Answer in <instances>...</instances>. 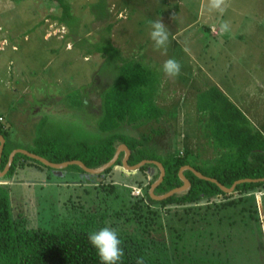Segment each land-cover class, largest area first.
Returning <instances> with one entry per match:
<instances>
[{"label":"rangeland","instance_id":"1","mask_svg":"<svg viewBox=\"0 0 264 264\" xmlns=\"http://www.w3.org/2000/svg\"><path fill=\"white\" fill-rule=\"evenodd\" d=\"M66 1L75 17L72 27L52 19L62 16L55 2L0 0V78L5 80L0 89L8 92L0 98V115L12 125L7 131L10 147L31 151L40 127L51 124L76 140L96 138L92 114L79 109L86 98L97 106L102 91L114 84L116 63L93 51L109 41L122 57L140 63L153 77L154 102L162 118L158 125L133 130L137 136L151 135L150 154L181 155L186 148L189 163L194 153L202 167L229 159L233 151L223 147L226 142L216 145L218 125L210 118L216 88L255 129H264V0H225L222 13L211 10L209 0ZM158 19L169 32L167 55L155 50L149 37V22ZM224 22L227 32L221 31ZM7 56L11 63L5 66ZM170 57L182 65L177 78L162 72ZM29 82L27 93L21 94L22 85ZM10 87L18 92L9 93ZM91 88L97 91L91 93ZM5 123H0L3 128ZM28 162L19 160L24 168L16 169L18 174L10 179L0 177V183L8 187L13 215L29 226L73 225L101 210L102 195H96L90 174L35 164L37 169ZM146 172L148 177L153 174ZM140 175L115 166L104 180L128 203L139 195L132 180H140ZM263 192L264 188L255 192L256 209L249 202L254 197L250 193L178 206L153 205L157 218L148 236L167 246L160 255L173 264H264ZM242 198L250 206H226Z\"/></svg>","mask_w":264,"mask_h":264},{"label":"trees","instance_id":"2","mask_svg":"<svg viewBox=\"0 0 264 264\" xmlns=\"http://www.w3.org/2000/svg\"><path fill=\"white\" fill-rule=\"evenodd\" d=\"M49 1L55 2L62 9V16L58 20L51 17L53 20L70 27L72 21L76 23L66 0ZM107 41L108 39L104 43ZM106 45L105 48L93 51L99 53L102 59L108 58L116 63L114 84L107 91H102L97 106L88 102L86 98L83 108L79 109L82 110V114H92L96 138L92 142L85 139L76 140L65 133L64 129L51 128L50 123L46 129L45 125L40 127L33 142L34 147L31 151L28 150L29 152L52 163L79 160L86 167L95 169L107 163L113 157L116 147L124 144L130 151L127 163L129 166L143 160H154L164 167L163 181L154 190V194L158 196L182 185L178 171L180 167L186 165L192 166L196 171L215 179L227 188L240 179L264 178V134L255 129L218 88L215 89L217 98L213 97L211 106L215 111L211 112L210 118L218 125L214 129L216 145L226 142L223 147L233 151L228 154L229 159H218L209 164V167H202L194 161L195 156L191 158L193 162L189 163L186 159V148L181 155L170 156L168 152L166 155L150 154V148L153 147L148 146L151 135L143 133L137 136L133 130L148 123L152 125L158 123L162 118L160 108L154 102L155 91L151 82L153 77L140 63L122 57L120 51L113 47L110 41ZM96 90L97 88L95 90L91 88L90 92ZM0 134L7 139L0 160L2 171L10 152L16 147L9 146L11 142L9 134L7 130H3L1 124ZM188 153L191 154L190 151ZM121 155L111 168L98 175H89L92 187L97 188L96 195H102L101 210L96 214H85L82 220L76 221L73 225L63 223L50 228L29 226L24 219L13 215L8 187L0 184V264H99L96 251L88 242V234L105 226L116 229L118 238L122 241L124 256L118 264H136L137 258H142L143 264H165L167 260L160 255V251L166 250L167 246L148 236L149 227L157 218V211L151 209V206L161 208L185 205L220 195L226 196L215 184L198 179L190 171H184L183 175L191 183L190 188L163 201H155L149 196V188L158 177L154 171L158 174L159 171L154 165L146 164L139 170L144 176V181L137 186L142 188L140 198L134 197L133 201L124 203L123 195L115 191L113 184L108 185L104 180V176L111 174L115 166H120ZM19 160L29 161L28 163L37 169L39 167L35 164L42 165L18 153L3 178L10 179L12 175L18 174L16 169L24 168L23 163L20 166L17 164ZM67 168L83 172L78 166ZM147 170L153 173L151 177H148ZM99 178L102 182L96 181ZM260 188H264V182L243 183L236 186L234 192L246 194ZM127 192V196L130 197L129 188ZM108 196H112L113 201H110ZM240 201L246 202L244 199L238 200ZM249 202H252L256 209L254 199ZM231 203L233 202H228L230 205Z\"/></svg>","mask_w":264,"mask_h":264},{"label":"water","instance_id":"3","mask_svg":"<svg viewBox=\"0 0 264 264\" xmlns=\"http://www.w3.org/2000/svg\"><path fill=\"white\" fill-rule=\"evenodd\" d=\"M4 142H5V140H4L3 136L0 134V160H1V155H2ZM121 152H124V157H123V159L121 161L122 168L124 170H126V171H129V172L137 171V169H139L140 167H143L146 164L154 165V166H156L158 168L159 177H158V179L156 181H154L151 184V186L149 188V196L155 201H163V200H165V199H167V198H169V197H171V196H173L175 194H180V193L186 192L190 188V182L183 175V172L185 170L191 171L197 178H199L201 180H204V181H207V182L215 184L225 194L233 193V191L235 190L236 186H238L240 184H243V183L264 182V178H262V179H240V180L235 181L231 185V187L227 188V187L223 186L222 184H220L215 179L206 177L203 174H201L200 172L196 171L191 166L186 165V166L180 167V169L178 171V177L181 180L182 185L180 187H176V188L168 191L167 193H165L163 195H159L158 196V195L154 194V190L163 181V178L165 176L164 167L162 166L161 163H159L157 161H154V160H143V161L139 162L138 164H135L133 166H129L127 164V161H128L129 155H130V151L124 144H120V145H118L116 147V150H115V153H114L113 157L107 163H105L104 165L100 166L99 168H95V169H91V168L86 167L79 160H71V161H66V162H63V163L56 164V163H52V162L46 160L43 157H40V156L36 155L34 153H31L29 151L21 150V149H15L9 154L7 164H6L5 168H4V170L0 171V174H1L0 176L3 177L5 172L9 170V168H10V166L12 164L14 156L16 154H18V153L23 154V155H25L26 157H28L30 159L38 161L42 165H45L46 167H49V168H52V169H62V168H67L68 166H73L74 165V166H78L83 172H86V173L91 174V175H98V174L103 173L106 169L111 168L115 164L117 159L119 158Z\"/></svg>","mask_w":264,"mask_h":264},{"label":"clouds","instance_id":"4","mask_svg":"<svg viewBox=\"0 0 264 264\" xmlns=\"http://www.w3.org/2000/svg\"><path fill=\"white\" fill-rule=\"evenodd\" d=\"M225 0H209L211 10L223 12ZM149 37L153 41L155 50L167 55L170 45L169 32L161 19L149 22ZM221 31H229V25L224 22L221 25ZM182 65L175 57H170L162 65V72L170 78H177L181 75ZM1 121V119H0ZM1 123V122H0ZM88 242L96 251L99 264H118L124 256V250L121 247V239L118 238L116 229L105 226L99 230L88 234ZM136 264H143L142 258H137Z\"/></svg>","mask_w":264,"mask_h":264},{"label":"flooded vegetation","instance_id":"5","mask_svg":"<svg viewBox=\"0 0 264 264\" xmlns=\"http://www.w3.org/2000/svg\"><path fill=\"white\" fill-rule=\"evenodd\" d=\"M97 91V90H96ZM94 92V91H93ZM91 104H94V102H92ZM159 124V122L157 123V125ZM157 131H159L158 132V136H160V130H159V128L158 129H156ZM3 136V135H2ZM8 137H9V135H8ZM3 138H4V136H3ZM4 140H7L6 138H4ZM155 142V149L158 147V143H157V141L155 140L154 141ZM5 145V144H4ZM148 146H153L152 145V142H149V145ZM154 148V147H153ZM121 155V154H120ZM2 156V155H1ZM123 157H124V152H122V155H121V159H120V166L122 167V164H121V161H122V159H123ZM129 157H130V155H129ZM129 159V158H128ZM127 163H128V161H127ZM190 166V165H189ZM156 167V166H155ZM192 167V166H191ZM141 168V167H140ZM140 168L139 169H137V172H139V170H140ZM193 168V167H192ZM159 171V170H158ZM186 171V170H185ZM189 171V170H188ZM191 172V171H190ZM193 174V173H192ZM194 175V174H193ZM142 176V177H141ZM195 176V175H194ZM158 177H159V174H158ZM158 177H157V179H158ZM156 179V180H157ZM187 179V178H186ZM199 179V178H198ZM155 180V181H156ZM188 180V179H187ZM201 180V179H200ZM133 182H135V184L138 186V184L140 183V182H143L144 181V176H143V174L142 175H140V180H137L136 178L134 179V180H132ZM189 181V180H188ZM190 182V181H189ZM145 184H143V186H144ZM151 186V185H150ZM190 186H191V183H190ZM138 190H139V195L138 196H136V197H140L141 196V194H142V188H140V187H138ZM257 191V189L256 190H254V191H249V192H247L246 193V195H249V193L251 194V195H253L254 197H253V199H255V192ZM235 194H238V195H243V194H240V193H235L234 191H233V193H231V194H228V195H235ZM227 195V194H226ZM245 195V196H246ZM221 196V195H220ZM262 197H264V192L262 193V195H261ZM221 197H225V196H221ZM212 199V198H211ZM242 199H244V198H242ZM130 200H131V198H130ZM206 200V199H205ZM207 200H210V199H207ZM233 203H231V205L230 204H228L227 202H226V206H228V207H235L236 205H240V203H241V201L240 202H238V200H231ZM245 205H250L248 202H243ZM129 205V204H128ZM131 205V204H130ZM257 205V204H256ZM175 206H178V205H175ZM243 208H245V207H243ZM256 208H258V205L256 206ZM243 210H245V209H243ZM155 240V239H154ZM167 250V249H166ZM165 264H173L172 263V261H168V262H166Z\"/></svg>","mask_w":264,"mask_h":264},{"label":"crops","instance_id":"6","mask_svg":"<svg viewBox=\"0 0 264 264\" xmlns=\"http://www.w3.org/2000/svg\"><path fill=\"white\" fill-rule=\"evenodd\" d=\"M12 49L13 50H15V47H12ZM11 49V51L13 52V50ZM7 62H5V66H6V64H10L11 63V57L10 56H7V60H6ZM10 80V79H9ZM5 80H3L2 78H0V83H2V82H4ZM11 82H15L16 80H10ZM11 82H9V83H11ZM24 83H25V81H24ZM30 84H31V82H29V84L28 85H22L23 87L21 88V90H20V92H21V94L23 93V92H25V93H27V90L29 89V87H30ZM15 85V84H14ZM28 88V89H27ZM4 92V93H3ZM18 92V88H9V93H11V94H14V93H17ZM0 93H2V94H0V98H3V97H6L7 95H8V92H5V89L4 88H2V91H1V89H0ZM10 96H12V95H10ZM13 99H10V100H7V102H6V104H10L11 103V101H12ZM5 103V102H4ZM0 119H1V123H5V120H4V117H2L1 115H0ZM17 119H13L12 120V122H15ZM260 121V120H259ZM7 126H5L4 128H3V130L4 131H8L9 129L8 128H11L12 129V125H10L9 123H8V121H7V123H5ZM255 125H257V124H255ZM189 127H191V126H189L188 125V129H189ZM258 127V125L256 126V128ZM260 131L262 132V133H264V129H260ZM4 144H5V142H4ZM4 144H3V149H4ZM15 149H17V148H13L12 149V151L13 150H15ZM191 149V148H190ZM3 151V150H2ZM11 151V152H12ZM10 152V153H11ZM193 152V151H192ZM192 156H195L194 155V153H192ZM5 168V167H4ZM4 170V169H3ZM2 170V171H3ZM7 173V171L5 172V174ZM5 174L3 175V176H5ZM1 177V176H0ZM0 179H2V178H0Z\"/></svg>","mask_w":264,"mask_h":264},{"label":"bare ground","instance_id":"7","mask_svg":"<svg viewBox=\"0 0 264 264\" xmlns=\"http://www.w3.org/2000/svg\"><path fill=\"white\" fill-rule=\"evenodd\" d=\"M1 175V174H0Z\"/></svg>","mask_w":264,"mask_h":264}]
</instances>
